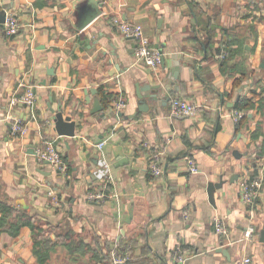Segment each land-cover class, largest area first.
<instances>
[{
    "label": "crops",
    "instance_id": "0c3cea01",
    "mask_svg": "<svg viewBox=\"0 0 264 264\" xmlns=\"http://www.w3.org/2000/svg\"><path fill=\"white\" fill-rule=\"evenodd\" d=\"M98 1L0 0V12L21 24L15 35L0 25V264H114L119 241L131 264H234L244 255L264 264V185L254 206L240 194L245 177L264 174V0ZM96 5L102 14L79 29V14ZM113 16L143 26L162 54L159 68L137 61ZM147 85H162L163 97L138 112ZM29 86L34 109L13 101ZM244 95L253 104L235 116ZM174 98L198 111L173 114ZM118 99L127 103L122 115ZM96 100L103 110L94 111ZM60 111L74 136L58 132ZM15 117L28 122L26 134H13ZM45 139L56 140L68 172L39 159ZM109 174L119 199H89ZM222 179L213 204L208 183ZM179 245L185 262L174 258Z\"/></svg>",
    "mask_w": 264,
    "mask_h": 264
},
{
    "label": "built area",
    "instance_id": "2783aa9c",
    "mask_svg": "<svg viewBox=\"0 0 264 264\" xmlns=\"http://www.w3.org/2000/svg\"><path fill=\"white\" fill-rule=\"evenodd\" d=\"M112 22L118 27V29L123 32L124 35L133 39L135 41V54L136 59L139 62L151 66L154 69L159 68L162 62V54L154 47L152 40L145 35L143 26L138 23H133L123 20L119 16H113ZM21 24L19 19L13 15H6V21L4 23V30L7 35H15L19 33ZM223 56V55H222ZM14 102H22L28 107L34 109L36 105V93L32 86H29L27 90L15 97ZM127 106L124 99H118L115 102V108L122 111ZM198 111V105L185 98H174L171 101V112L177 115H193ZM239 115V111L235 110V116ZM12 121V132L13 134H26L29 130V124L27 121L15 117L11 119ZM106 140L99 142L97 145L103 148ZM39 159L43 161L50 162L55 168H58L62 172H68L69 164L65 160L62 150L54 139H45L41 147L37 148L36 151ZM189 170L192 173L199 172L200 168L197 162L190 158L188 159ZM153 170L155 173L160 174L162 172V167L157 164L153 165ZM113 176L109 174L106 175L103 185L97 191L89 194V199L102 201L108 197H113L119 199L120 194L116 190H111V182ZM264 185V174L257 173L255 175H249L243 179L240 187V194L242 201L248 206H254L261 197ZM215 227L217 231L223 235L227 236L229 234L228 227L225 225L222 219H215ZM255 226H249L246 231V237L250 238L255 232ZM174 258L177 262H185L189 257L188 250L183 246L179 245L175 248ZM112 261L114 264H121L129 260L131 256V251L128 247L122 248L120 244L115 243L111 250ZM234 264H253L252 257L250 255H244L237 259Z\"/></svg>",
    "mask_w": 264,
    "mask_h": 264
},
{
    "label": "water",
    "instance_id": "95a60500",
    "mask_svg": "<svg viewBox=\"0 0 264 264\" xmlns=\"http://www.w3.org/2000/svg\"><path fill=\"white\" fill-rule=\"evenodd\" d=\"M98 1V0H97ZM99 3V1L97 2ZM102 5V3H101ZM80 12H82V10H80ZM84 15H80L79 14V23L76 25L79 29H83L86 25H88L89 23H91L94 19H96L97 17H99L102 14V10L99 8V5H96L94 7H91L90 9H86V11L84 12ZM88 13V14H86ZM6 21V13L5 12H0V25L5 23ZM52 70L50 69L49 72H51ZM147 90H144L143 93H138V97H139V109L138 112H146L150 109L152 103H156L157 101H159V99H161V97H163V92L161 91L163 89L162 85H147ZM165 89L167 90V94H166V98L167 100L172 99L173 97V91H171V89H168L165 87ZM164 99V100H165ZM103 110V106L101 105L99 100L95 101V108L94 111H101ZM136 112L135 114H132V116H136V114L138 113ZM120 115L123 114V112H119ZM131 116V117H132ZM56 126H57V130L61 135H67V136H74L76 134L75 131V122L72 121V118L70 116H67L66 118H64L63 112L60 111L56 114ZM124 161V158H123ZM48 162V161H47ZM224 184V180H220L219 182H213L210 181L208 183L207 186V191L209 194V199L210 201L215 204V191L217 190V188H221ZM133 215H134V210L133 207L129 212V216L127 218V223H130L133 219ZM126 228L122 229V234L125 233ZM122 234L120 235V237L122 236ZM260 241L264 242V226L260 232ZM219 251L221 252H225L226 250L223 247H219L218 248Z\"/></svg>",
    "mask_w": 264,
    "mask_h": 264
},
{
    "label": "trees",
    "instance_id": "16d2710c",
    "mask_svg": "<svg viewBox=\"0 0 264 264\" xmlns=\"http://www.w3.org/2000/svg\"><path fill=\"white\" fill-rule=\"evenodd\" d=\"M210 40L209 39H207V40H205V41H203V44L205 45V46H207V47H209V45H210ZM224 48H226L225 46H224ZM220 53H222V55H223V58L224 59H222V63H223V65L226 63V58H227V53H226V50L225 51H221L220 50ZM238 68L243 72V74L244 75H246L245 73L247 72L246 71V69L244 68V67H240V66H238ZM251 104H253L252 102H251V98L250 97H248V96H246V95H244V96H242L238 101H237V103L235 104V106H234V108L235 109H237V110H244L246 107H248L249 105H251ZM153 171V170H152ZM123 241H119L118 242V244H120V245H123L124 243H122ZM124 246V245H123ZM125 248L126 247H128V246H124ZM37 252V254L39 255V256H41V253H43V250L41 251V250H36ZM133 262V260H129L128 262H127V264H131Z\"/></svg>",
    "mask_w": 264,
    "mask_h": 264
},
{
    "label": "rangeland",
    "instance_id": "374dc122",
    "mask_svg": "<svg viewBox=\"0 0 264 264\" xmlns=\"http://www.w3.org/2000/svg\"><path fill=\"white\" fill-rule=\"evenodd\" d=\"M41 234H42V232H41ZM41 236V239L40 240H45V238H47V237H49V235L48 234H45L44 233V235L42 236V235H40ZM59 247H63V245H60V244H57ZM54 247H56V244L54 245ZM53 248V247H52Z\"/></svg>",
    "mask_w": 264,
    "mask_h": 264
}]
</instances>
